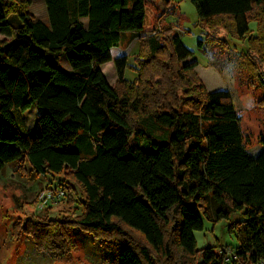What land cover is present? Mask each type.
I'll return each instance as SVG.
<instances>
[{"label":"trees","instance_id":"trees-1","mask_svg":"<svg viewBox=\"0 0 264 264\" xmlns=\"http://www.w3.org/2000/svg\"><path fill=\"white\" fill-rule=\"evenodd\" d=\"M44 4L46 23L30 0H0V171L26 162L84 201L80 215L17 225L15 236L56 260L75 250L69 231L78 228L123 241L112 264H264V143L255 156L246 149L231 93L208 92L169 33L140 38L132 81L126 57L116 58L109 86L101 66L126 34L143 32L146 0ZM192 4L199 26L246 42L248 85L264 89V0ZM33 107L41 114L28 128L22 115ZM235 214L243 220L230 257L225 247L197 249L203 218Z\"/></svg>","mask_w":264,"mask_h":264},{"label":"rangeland","instance_id":"rangeland-1","mask_svg":"<svg viewBox=\"0 0 264 264\" xmlns=\"http://www.w3.org/2000/svg\"><path fill=\"white\" fill-rule=\"evenodd\" d=\"M30 1L29 12L36 20L46 23L48 19L44 0ZM198 22L192 0H146L143 32L140 35L126 34L112 57H126L124 78L132 81L137 78L134 57L139 51L141 37L163 36L165 33L180 35L182 44L192 53L186 62L197 63L195 72L206 90L231 93L234 110L240 118L245 147L255 156L264 143V107L260 105L264 89L259 85H248L249 73L242 65L247 44L226 36L221 29L213 33L205 26H199ZM83 23L86 21L83 20ZM249 26L252 35L255 34L256 24L250 23ZM0 40L6 39L0 36ZM198 41H204L202 49L197 47ZM101 71L107 83L113 88L117 87L114 63L102 65ZM259 71L264 75V64L259 66ZM40 114L37 107L24 112L22 116L25 125L31 128ZM91 151L88 146L81 152L91 156ZM68 188L70 185L58 176H37L26 162L9 164L0 171V264L113 263L116 250L123 242L117 237L72 228L69 232L75 250L65 258L56 260L49 253L38 252L30 235L15 236L17 225L24 227L28 222L56 221L80 215L83 195L78 189ZM242 220L241 214L217 223L203 218V230L194 232L197 249L213 247L219 253L225 247L230 257L238 246L236 225ZM232 224L233 228L230 229Z\"/></svg>","mask_w":264,"mask_h":264},{"label":"crops","instance_id":"crops-1","mask_svg":"<svg viewBox=\"0 0 264 264\" xmlns=\"http://www.w3.org/2000/svg\"><path fill=\"white\" fill-rule=\"evenodd\" d=\"M119 47V46H118ZM117 47V48H118ZM117 48H113V49H111L110 50V54H111V59H112V61L111 62H113L116 58H118L119 57V55H117L115 58L114 57H112V53L113 52H116L115 50L117 49ZM122 56H125L124 54L122 55ZM110 63V62H109ZM102 67V66H101ZM110 86V85H109Z\"/></svg>","mask_w":264,"mask_h":264}]
</instances>
